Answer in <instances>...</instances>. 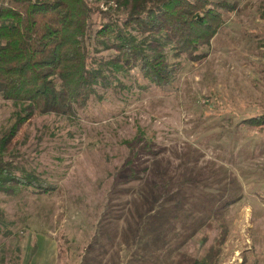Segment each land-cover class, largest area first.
<instances>
[{"label": "rangeland", "instance_id": "374dc122", "mask_svg": "<svg viewBox=\"0 0 264 264\" xmlns=\"http://www.w3.org/2000/svg\"><path fill=\"white\" fill-rule=\"evenodd\" d=\"M233 1V0H232ZM239 9L172 84L137 77L75 117L35 114L14 157L54 185L0 195L5 264H264V0ZM124 13L115 0H92ZM13 106L0 97V133Z\"/></svg>", "mask_w": 264, "mask_h": 264}, {"label": "trees", "instance_id": "16d2710c", "mask_svg": "<svg viewBox=\"0 0 264 264\" xmlns=\"http://www.w3.org/2000/svg\"><path fill=\"white\" fill-rule=\"evenodd\" d=\"M115 1L122 15L92 0H0V97L13 106L0 133V195L54 189L14 157L16 134L35 114L75 117L138 76L169 86L180 69L170 58L202 60L225 17L239 9L234 0ZM242 122L261 125L264 114ZM14 223L0 208V234L12 237ZM226 232L222 221L211 253L192 264H218Z\"/></svg>", "mask_w": 264, "mask_h": 264}]
</instances>
